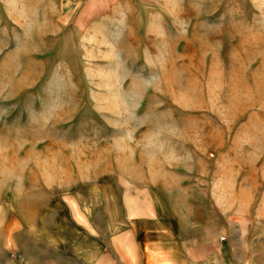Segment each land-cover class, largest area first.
<instances>
[{"label":"rangeland","instance_id":"obj_1","mask_svg":"<svg viewBox=\"0 0 264 264\" xmlns=\"http://www.w3.org/2000/svg\"><path fill=\"white\" fill-rule=\"evenodd\" d=\"M158 219L264 264V0H0V264H183Z\"/></svg>","mask_w":264,"mask_h":264},{"label":"crops","instance_id":"obj_2","mask_svg":"<svg viewBox=\"0 0 264 264\" xmlns=\"http://www.w3.org/2000/svg\"><path fill=\"white\" fill-rule=\"evenodd\" d=\"M155 224L149 226L147 229L142 228L137 232L143 233L144 235L157 233L162 228L164 232V236H154V238H158L159 240H153L151 245L156 248V244L161 242V239L165 240L166 242H177L179 245L185 243L181 234L175 232L171 229L166 228L167 221H161V219L153 220ZM159 228V229H158ZM137 230V229H136ZM206 231V230H205ZM151 238V237H150ZM161 238V239H160ZM176 239H180L175 241ZM162 240L163 243H165ZM225 240V236L223 233L216 234V233H208L204 237H200L199 235V224L195 221V238L189 239V242L192 243L188 250L181 246L184 249V256L185 261L184 263L187 264H253L251 258L247 257L246 259H237L236 257L230 256V241H223ZM175 243V244H177ZM229 250V251H228ZM160 253V252H159ZM147 258L158 259L159 254L155 250H149L148 253H145ZM182 254V253H181ZM143 257V258H146ZM169 258H173L171 254L168 255ZM166 258V256H165ZM156 264V263H155Z\"/></svg>","mask_w":264,"mask_h":264}]
</instances>
